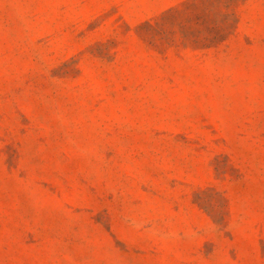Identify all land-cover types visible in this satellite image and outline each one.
I'll use <instances>...</instances> for the list:
<instances>
[{
  "label": "rangeland",
  "instance_id": "rangeland-1",
  "mask_svg": "<svg viewBox=\"0 0 264 264\" xmlns=\"http://www.w3.org/2000/svg\"><path fill=\"white\" fill-rule=\"evenodd\" d=\"M0 264H264V0H0Z\"/></svg>",
  "mask_w": 264,
  "mask_h": 264
}]
</instances>
